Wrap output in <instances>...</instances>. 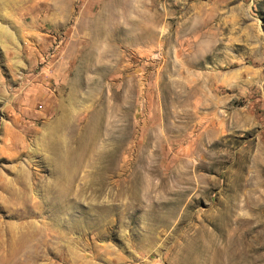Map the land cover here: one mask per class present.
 Wrapping results in <instances>:
<instances>
[{"label":"rangeland","instance_id":"obj_1","mask_svg":"<svg viewBox=\"0 0 264 264\" xmlns=\"http://www.w3.org/2000/svg\"><path fill=\"white\" fill-rule=\"evenodd\" d=\"M0 264H264V0H0Z\"/></svg>","mask_w":264,"mask_h":264}]
</instances>
